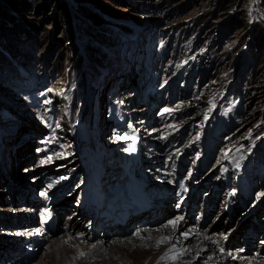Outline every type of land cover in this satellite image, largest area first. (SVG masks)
Returning <instances> with one entry per match:
<instances>
[{
    "label": "rangeland",
    "instance_id": "rangeland-1",
    "mask_svg": "<svg viewBox=\"0 0 264 264\" xmlns=\"http://www.w3.org/2000/svg\"><path fill=\"white\" fill-rule=\"evenodd\" d=\"M65 1L0 42V264H264V0Z\"/></svg>",
    "mask_w": 264,
    "mask_h": 264
},
{
    "label": "trees",
    "instance_id": "trees-1",
    "mask_svg": "<svg viewBox=\"0 0 264 264\" xmlns=\"http://www.w3.org/2000/svg\"><path fill=\"white\" fill-rule=\"evenodd\" d=\"M164 1V4H166ZM222 1L221 11L222 13H228L233 6L238 2V0H219ZM35 2L36 7L33 11L35 15L40 16L37 19H33L28 16L30 11L31 4ZM0 0V42L1 40H9L10 37H20V34L23 35V38L32 36L39 28L42 31H46L44 27L47 25V19H50L54 23L53 36L57 34V31L60 30L59 34H63L60 37V40L64 38V41L67 44L72 45L75 38V19L73 20L72 11L68 7L65 0H56L55 8L53 15L48 14V5L50 0ZM2 5V6H1ZM26 15L28 17H26ZM242 16V15H241ZM233 17L228 20L236 21L237 31L241 35L245 32L246 27H244L243 18ZM98 19V17H97ZM230 22V21H228ZM9 38V39H7ZM15 43L8 41L3 44L5 51L11 52L12 55L15 54ZM2 53H0V59H3Z\"/></svg>",
    "mask_w": 264,
    "mask_h": 264
},
{
    "label": "bare ground",
    "instance_id": "bare-ground-1",
    "mask_svg": "<svg viewBox=\"0 0 264 264\" xmlns=\"http://www.w3.org/2000/svg\"><path fill=\"white\" fill-rule=\"evenodd\" d=\"M215 205H216V207H217V209L220 207L219 206V204L217 203V198H215V196H214V207H215ZM78 224H79V222H78ZM179 229H181L182 227H184V226H187V223L185 222V221H183V220H181V222H179ZM76 225H73V227H75ZM188 227V226H187ZM163 228H164V230H165V228H166V226H163ZM77 229V228H76ZM191 229H195L194 231L193 230H191ZM188 232H187V238L185 239V241H186V245H189V244H192L193 242L192 241H190V239L191 238H194V237H198V236H200V235H202V234H200V230H198V229H196V228H191V227H189L188 229ZM77 231V230H76ZM178 231V230H177ZM78 232V231H77ZM164 233H165V231H164ZM160 235H163L162 234V232H161V234ZM81 236H82V234H81ZM105 237H109V234H106L105 235ZM167 236H164L163 235V237H162V240H165V238H166ZM206 237H208V236H203V240H204V238H206ZM189 240V241H188ZM167 244V243H166ZM216 244V243H215ZM207 249V248H206ZM202 257V258H201ZM201 259H195L194 261H190V262H188L187 264H207V261L209 260V255L208 254H204V255H202L201 254ZM233 257V256H232ZM238 257V259H239V261H237V262H241V263H243L244 262V259H242V257L241 256H237ZM226 259V257H224L223 256V259ZM148 260V258L147 259H144V261H147ZM229 261H232V260H229ZM249 261V260H248ZM233 262V261H232ZM236 262V261H235ZM246 263V262H245ZM142 264V263H141ZM226 264H228V263H226ZM229 264H230V262H229ZM236 264H239V263H236ZM250 264H259V263H256L255 261L254 262H250Z\"/></svg>",
    "mask_w": 264,
    "mask_h": 264
},
{
    "label": "snow or ice",
    "instance_id": "snow-or-ice-1",
    "mask_svg": "<svg viewBox=\"0 0 264 264\" xmlns=\"http://www.w3.org/2000/svg\"><path fill=\"white\" fill-rule=\"evenodd\" d=\"M129 150H131V149H129ZM41 195H45V193H41ZM178 222H179V218L177 220L170 221V224H171V226L175 227ZM185 236H186V234H185ZM225 239H226V237H225Z\"/></svg>",
    "mask_w": 264,
    "mask_h": 264
}]
</instances>
